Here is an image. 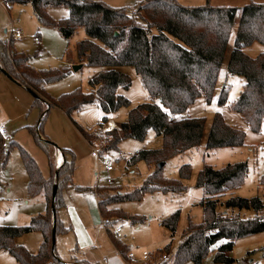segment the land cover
I'll list each match as a JSON object with an SVG mask.
<instances>
[{
	"label": "trees",
	"instance_id": "16d2710c",
	"mask_svg": "<svg viewBox=\"0 0 264 264\" xmlns=\"http://www.w3.org/2000/svg\"><path fill=\"white\" fill-rule=\"evenodd\" d=\"M7 1L29 4L40 26L55 28L66 40L82 28L86 38L76 44L78 59L88 66L100 68L89 80L90 91L76 89L54 98L47 94L44 85L61 79L67 70H36L30 64L31 56L15 50L11 38H0V70L32 93L31 106L40 109L38 128L51 107L61 109L72 120L73 112L89 104H97L106 114L129 107V99L118 89H127L131 80L118 67L133 66L147 90L150 100L131 107L126 120L117 128L105 132L103 139L95 131H88L73 120L90 145L99 141L102 153L117 149L118 144L126 138L143 141L149 129L161 138L159 148L142 149L129 160L132 164L143 160L152 166V171L140 186L124 192L118 189L119 185L76 186L78 190H93L100 216L103 219L114 218L110 219L112 223L118 222V219H128L131 224H140L144 217L128 215L119 208L108 206L122 201L141 200L146 193L178 194L185 191L182 181L191 176L190 165L179 167L178 179L167 177L163 167L169 158L201 142L205 118L190 117L186 112L199 98L210 103L238 8L212 5L210 0L191 6L180 4L177 0H142L131 11L112 7L101 0ZM54 7L67 8V15L53 18L48 9ZM254 42L264 45V3L259 2H250L240 8L233 47L227 61V71L244 78L242 89L230 107L242 117L250 130L258 132L264 122V52L250 57L243 51L244 47ZM227 94L228 89L224 85L217 98L219 106L227 102ZM44 101L46 107L42 111ZM28 130L47 156V176L22 146L12 139L7 144L8 148L14 145L18 147L28 176L27 195L31 198L42 195L46 208L32 216L26 225L0 224V250H6L13 256L16 264H66L55 251L52 227L54 223L56 233H65L69 229L64 227L58 210L65 205L63 190L73 186L75 156L71 149L61 148L64 161L54 175L52 150L56 145L43 141L35 126H29ZM244 139L245 132L229 125L223 115L216 111L208 129L205 147L209 150L242 146ZM8 150L3 147L0 135V173L7 162ZM246 173L245 161L228 163L221 168L204 165L198 172L195 185L204 193L199 202L203 219L194 223L188 218L172 264H202L212 245L219 240L223 242L216 249L213 261L230 264L234 260L227 252L233 248L235 240L264 230V216H260L263 205L258 197L231 196L224 203L228 210L252 208L255 212L253 217L244 218L218 211V198L239 187ZM259 183L264 186V174L259 178ZM53 189L56 191L54 199ZM109 191L113 192L109 194ZM179 216L180 211L176 210L162 220L161 225L170 231L171 236L177 228ZM34 231L41 233L42 240L38 251L32 253L16 239ZM108 234L125 259L127 245L112 232ZM169 247L170 243L164 250ZM73 260L78 264H93L85 259L73 257Z\"/></svg>",
	"mask_w": 264,
	"mask_h": 264
},
{
	"label": "rangeland",
	"instance_id": "374dc122",
	"mask_svg": "<svg viewBox=\"0 0 264 264\" xmlns=\"http://www.w3.org/2000/svg\"><path fill=\"white\" fill-rule=\"evenodd\" d=\"M101 1L112 7H123L130 11L142 2V0ZM177 1L183 5H197L206 2V0ZM250 2L264 3V0H210L212 5L238 8L228 40L229 53L233 47L240 8ZM0 9V20L4 17L7 21L5 27H0V38H11L9 32L11 26H17L18 29L20 27L22 37L20 40H14L13 47L15 50L31 56L30 64L34 69L67 70L61 79L44 85L47 94L57 98L76 89H81L83 92L91 90L89 80L99 71V68L88 66L84 61L81 62L78 59L76 44L78 41L86 38V34L82 28H79L70 39L66 40L60 36L55 28H38L36 18H34L29 4L11 2L9 6H5L3 0H0ZM50 11L53 14L50 15L55 19L62 16L65 17L68 12L65 7H54ZM3 29H7L8 31L4 33ZM37 32L41 35L42 42L40 45L33 41V35ZM243 51L248 56L254 57L264 52V45L254 42L244 47ZM227 58L225 54L210 103H206L203 98H199L187 109V113L205 118L204 133L200 144L169 158L163 167V173L167 177L178 179L179 167L183 164H189L191 176L182 181L186 190L178 194L163 192L146 193L142 196L141 200L122 201L108 206L119 208L128 215L145 218L140 224H131L128 219H118V222H116L122 229L119 237L116 238L126 243L136 255H139L143 250L155 253V255L166 253L167 258L163 260L165 261L163 263L172 264L173 255L181 233L187 226L188 218L194 223H199L203 219V212L199 202L204 197V193L201 188L196 187L195 180L198 172L204 165L221 168L228 163L245 161L247 163V173L243 183L233 191L226 192L218 198V211L222 213L228 212V214L238 213L237 215L244 218L253 217L255 212L252 208H232L228 210L224 203L231 196L244 198L258 197L263 205L260 216H264V186L259 183V178L264 174V122L261 125L260 131L253 132L242 120V117L231 109L230 104L236 99L242 89L244 78L227 71ZM73 65H81V67L74 71L72 69ZM118 69L127 74L131 80V84L127 89H118L119 93H122L129 99V107H122L114 113L106 114L97 104H89L72 113L74 121L88 131H95L102 139L104 138V133L107 131L102 130L99 126L98 117L110 116L115 123L119 124L126 120L127 111L131 107L150 100L147 90L144 88L133 66H121ZM224 85L228 89L227 102L219 106L217 98ZM32 102L33 98L29 92L15 83L13 79H9L0 73V126H4L12 140L22 146L36 160L40 169H43V174L49 172L47 156L35 143L32 134L29 133V126H35L38 129L39 137L43 141H51L58 147L71 149L75 156V169L72 176V183L75 187L77 185H119L118 189L121 191H129L140 186L145 177L152 171V166L143 160L137 161L134 164L129 160L133 155L137 154L136 152L142 149H155L161 146V138L156 136L153 130L149 129L147 131L143 141L126 138L118 144L117 149L101 152L103 156L113 162L114 169L110 174H107L103 171L99 160L91 156L93 150L101 149L99 141H96L94 145H90L77 130L73 120L57 107H51L47 110L46 117L41 121V127L38 128L40 109L32 107ZM42 107V111H44L46 107L45 101ZM216 111H219L223 115L229 125L239 127L245 132L244 144L242 146L206 149L205 144L208 129ZM238 118L241 120H238ZM4 144V148L6 150L9 149V153L7 162L0 173V184L1 187L5 185L4 188L9 191H3V195H0V224L26 225L30 220L27 219L24 212L27 213L34 210L36 214L41 213L42 210L39 207L41 208L43 205V199L38 195L32 198L27 195L26 185L28 180L24 181L27 178V173L24 170L18 147L14 145L12 148H8V144L3 142ZM107 176H110L114 182L107 184ZM24 182H26V195H24L23 190ZM10 187L12 190H10ZM20 188L23 195H19ZM112 192L109 191V194ZM62 194L64 202L77 205L79 217L83 222L86 221V223L90 224L93 233L97 237L108 236L107 230L111 232L112 229L110 226H108L109 228L106 227L107 229L103 228V218L99 216L100 214L96 211L95 207L92 212H88L87 214L84 200L76 203L72 199L69 202L74 195H84L83 192H77L74 188L69 187L63 190ZM27 199L28 202H25ZM22 210L24 212H19ZM176 210L180 211V216L174 235L171 236L170 231L162 226L161 223L164 218ZM110 219L115 220L114 218ZM123 234L126 235V239L122 237ZM56 237V249L58 253L61 252L62 256L67 259L70 254H68L67 248L69 247L67 246L71 244L74 246V237L72 234H68L67 236L58 234ZM41 238V233L34 231L23 234L16 239V242L23 244L25 247L27 246L28 251L34 253L39 249ZM222 242V240H219L212 245L202 264H223L213 261V255ZM168 243H170L169 249L164 250V247ZM227 255L234 260L230 264H264V230L247 234L235 240L233 248L227 252ZM0 264H16V261L6 250H0ZM185 264L194 263L186 262Z\"/></svg>",
	"mask_w": 264,
	"mask_h": 264
},
{
	"label": "crops",
	"instance_id": "0c3cea01",
	"mask_svg": "<svg viewBox=\"0 0 264 264\" xmlns=\"http://www.w3.org/2000/svg\"><path fill=\"white\" fill-rule=\"evenodd\" d=\"M201 4H203V3H201ZM201 4H197V5H201ZM191 5H194V4H191ZM51 9L52 8H49L48 11H49V13L51 15H53L52 12L50 11ZM59 18H61V17H59ZM36 22H37V20H36ZM6 24H7V21L5 20L4 17H2V19L0 20V27L3 28V27H5ZM37 24H38V22H37ZM41 27L42 26H40L38 24V28H41ZM16 28H17V26H16ZM19 30H21L20 27H19ZM7 31H8L7 29H3L4 33H6ZM10 37L12 38L13 45H14V40H20L21 39V38H19V39L14 38L11 35H10ZM34 37H38L39 40L35 41ZM33 41L35 43L39 44V45L41 44L42 41H41V35H40L39 32H37L36 34L33 35ZM231 50H232V48L230 49V52H231ZM226 51H227L226 52V57L229 58V54L230 53H229L228 44H227ZM228 58L226 59V63L228 61ZM30 62H31V60H30ZM0 68H1V65H0ZM99 70H100V68H99ZM0 73H2L4 76L9 78L1 70H0ZM9 79H11V78H9ZM15 83H17V82H15ZM18 85L21 86L22 88H24L22 85H20V84H18ZM26 91L29 92L28 90H26ZM29 93L32 95L31 92H29ZM32 98H33V95H32ZM186 115L190 116V117H194L195 116L194 114L187 113V112H186ZM238 120H241V119L238 118ZM115 124L119 125L120 123L119 124L115 123ZM43 137L45 138V140H47V138L45 136H43ZM63 161H64V156L62 154L61 147L54 146L53 150H52V164H53L54 175L56 174V170L63 163ZM41 170L43 172L42 168H41ZM48 173L49 172H47L46 174L44 173L45 176H47ZM26 177L27 178L24 181L28 180L27 174H26ZM25 183L26 182H24V186H23L24 195H26L25 194ZM77 186H79V185H77ZM93 186H95V185L83 186V187H93ZM2 187H3V189H2ZM2 187H1V184H0V195H3L2 194L3 191H5V192L9 191L8 189L4 188L5 185H3ZM70 188H74L77 192H83L84 195H74L73 198H71L69 200V202L72 201V199L76 203H78V201H80V200H84L85 208L87 209V211H86L87 214H88V212H92V210H94V207L96 208V211H98V213H99V210H98V207H97V197H96L95 193L93 192V190H91V189L78 190L74 186V184H73V186H70ZM10 190H12L11 187H10ZM14 195H16V194H14ZM19 195H23L22 191H21V188H20V191H19ZM38 196H41L42 199H43V205L42 206L39 205V206H41V208L39 207V209H41L42 212H43L45 210V208H46L45 198L42 195H38ZM25 202H28V199ZM19 212H24V211L22 210V211H19ZM24 214L26 215L27 219L30 220L31 217L34 216V214H36V212L34 210H32V211L27 212V213L24 212ZM58 216H59L60 220L62 221L64 227H68L69 228L68 231L65 232V233L58 232V233L55 234V239H56L55 251H56L57 255L66 264H78V263L74 262L73 257H75L77 259L88 260L89 262H91L93 264H126L125 259L123 258V256L120 254V252L117 250V248L114 246L113 242L111 241V239L109 237V234H108L109 231L107 230V235L108 236L104 235L105 237H97V235H95L93 233L92 227L90 226V224L88 222L86 223V221L83 222L81 220V218L79 217V211H78V207H77L76 204H74V203L73 204H67L65 202V205L58 210ZM106 227H108V226H103V228H106ZM58 234H61L62 236H67L68 234H72V236L74 237V240H75L74 246H73V244H71L70 246H67V247H69V248H67L68 254L70 253L69 257L67 259L62 256L61 252L58 253V251L56 249V245H57V237H56V235H58ZM41 240H42V238H41ZM41 240L39 241V245L41 243ZM124 244L126 245V243H124ZM127 247H128V245H127ZM128 250H130V247H128Z\"/></svg>",
	"mask_w": 264,
	"mask_h": 264
},
{
	"label": "built area",
	"instance_id": "2783aa9c",
	"mask_svg": "<svg viewBox=\"0 0 264 264\" xmlns=\"http://www.w3.org/2000/svg\"><path fill=\"white\" fill-rule=\"evenodd\" d=\"M3 3L5 6H9V2L7 0H3ZM9 32H10V35L14 38L19 39L22 37L21 31L19 29H17L14 25L11 26V28L9 29ZM34 40L38 41L39 39H38V37H34ZM97 121H98L101 129L105 130V131L112 130V129L116 128V126H117L114 123V121L111 119L110 116L98 117ZM0 135H1L4 143H8L11 140L10 139L11 137L7 133L4 126H0ZM4 146H5V144L3 145V147ZM136 153H138V152H136ZM91 156L96 157L99 160V162L102 165V169L104 172H106L107 174H110V172L113 171V169H114L113 162L109 158L103 156L99 149L93 150L91 152ZM113 182H114V180L110 176H107L106 183L111 184ZM102 225L103 226H110L112 228V232L114 233L115 237H117V238L119 237V233L122 231L121 226L119 224L112 223L111 220L108 218L103 219ZM122 237L126 238V235L123 234ZM166 258H167L166 253H162L160 255H155V253H151L149 251L143 250V251H141V253L139 255H136L133 251L128 250L126 253L125 262H126V264H160V262L165 260Z\"/></svg>",
	"mask_w": 264,
	"mask_h": 264
},
{
	"label": "water",
	"instance_id": "95a60500",
	"mask_svg": "<svg viewBox=\"0 0 264 264\" xmlns=\"http://www.w3.org/2000/svg\"><path fill=\"white\" fill-rule=\"evenodd\" d=\"M81 67V65H73L72 66V69L74 71H76L77 69H79ZM5 75H7V73L3 72ZM8 76V75H7ZM9 77V76H8ZM10 78V77H9ZM55 189H53V193H52V198L54 199L55 198ZM53 216H54V210L52 212ZM52 243L54 244L55 243V234H56V231H55V227H54V223H53V227H52Z\"/></svg>",
	"mask_w": 264,
	"mask_h": 264
}]
</instances>
